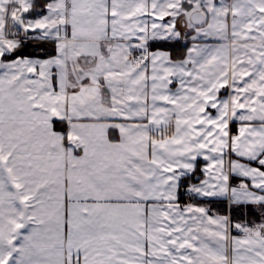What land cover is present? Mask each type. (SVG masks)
I'll use <instances>...</instances> for the list:
<instances>
[{
  "label": "snow or ice",
  "instance_id": "6c2138e0",
  "mask_svg": "<svg viewBox=\"0 0 264 264\" xmlns=\"http://www.w3.org/2000/svg\"><path fill=\"white\" fill-rule=\"evenodd\" d=\"M0 264H264V0H0Z\"/></svg>",
  "mask_w": 264,
  "mask_h": 264
},
{
  "label": "trees",
  "instance_id": "16d2710c",
  "mask_svg": "<svg viewBox=\"0 0 264 264\" xmlns=\"http://www.w3.org/2000/svg\"><path fill=\"white\" fill-rule=\"evenodd\" d=\"M155 46L156 45H154V47ZM159 46L173 51L174 54L178 51V49L175 46H172V45H159ZM28 51H31V48H29Z\"/></svg>",
  "mask_w": 264,
  "mask_h": 264
},
{
  "label": "crops",
  "instance_id": "0c3cea01",
  "mask_svg": "<svg viewBox=\"0 0 264 264\" xmlns=\"http://www.w3.org/2000/svg\"><path fill=\"white\" fill-rule=\"evenodd\" d=\"M221 95L222 96H225V95H227V92H226V90H221ZM233 130L235 131V125H233ZM202 164H203V162H201V165L200 166H202ZM200 174H199V171L197 172V176H199Z\"/></svg>",
  "mask_w": 264,
  "mask_h": 264
}]
</instances>
